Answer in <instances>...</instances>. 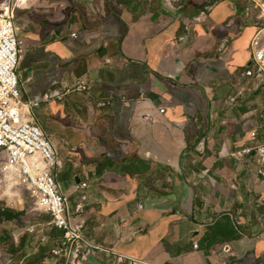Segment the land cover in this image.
<instances>
[{"label":"crops","instance_id":"obj_1","mask_svg":"<svg viewBox=\"0 0 264 264\" xmlns=\"http://www.w3.org/2000/svg\"><path fill=\"white\" fill-rule=\"evenodd\" d=\"M10 1L21 98L39 102L32 113L84 237L147 264H264V179L254 158L235 157L255 147L264 112V87L243 76L260 29L251 1L0 6ZM83 77L87 93L75 89ZM51 220L0 208V264H68L52 253L63 232ZM115 255L78 264H128Z\"/></svg>","mask_w":264,"mask_h":264},{"label":"built area","instance_id":"obj_2","mask_svg":"<svg viewBox=\"0 0 264 264\" xmlns=\"http://www.w3.org/2000/svg\"><path fill=\"white\" fill-rule=\"evenodd\" d=\"M250 1L247 16L254 17L259 23L264 13L257 17L256 10L260 6ZM166 2L172 3L173 0ZM15 9L16 3L12 1L0 6V172L21 176L23 183L33 190L36 208L50 214L51 224L62 230L63 241L52 250L54 256L64 258L68 264H78L98 252L115 255L113 251L92 245L84 237V222L74 217L68 198L57 181L61 167L58 152L33 116L32 110L39 106V102L21 98L17 70L24 51L20 28L15 22ZM259 25L252 42L253 63L243 76L255 78L264 87V24ZM75 89L87 93L90 83L86 78H80ZM236 101L235 98L230 100L232 103ZM160 113H164V109ZM262 119L260 126L251 132L255 147L243 149L235 157L241 164L254 158L258 165L257 174L264 179V112ZM80 188H87V184H80ZM82 209L83 205L78 204L76 212L81 213ZM195 248L198 249V245ZM115 256L117 263L126 260L128 264H147L142 260Z\"/></svg>","mask_w":264,"mask_h":264},{"label":"rangeland","instance_id":"obj_3","mask_svg":"<svg viewBox=\"0 0 264 264\" xmlns=\"http://www.w3.org/2000/svg\"><path fill=\"white\" fill-rule=\"evenodd\" d=\"M253 3H258L259 8L256 10V16H261L264 13V0H252ZM256 21H258L256 19ZM259 23L264 24V18L259 20ZM36 197L33 190L26 183H23L22 178L10 172H0V208L12 210H30L36 209Z\"/></svg>","mask_w":264,"mask_h":264},{"label":"bare ground","instance_id":"obj_4","mask_svg":"<svg viewBox=\"0 0 264 264\" xmlns=\"http://www.w3.org/2000/svg\"><path fill=\"white\" fill-rule=\"evenodd\" d=\"M11 173V172H10ZM13 173V172H12ZM21 177V176H20Z\"/></svg>","mask_w":264,"mask_h":264}]
</instances>
